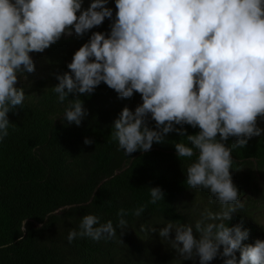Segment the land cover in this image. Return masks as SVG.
<instances>
[{
    "label": "clouds",
    "instance_id": "clouds-1",
    "mask_svg": "<svg viewBox=\"0 0 264 264\" xmlns=\"http://www.w3.org/2000/svg\"><path fill=\"white\" fill-rule=\"evenodd\" d=\"M83 2L0 0V142L9 134V113L25 100L18 76L35 71L30 54L43 53L62 36H83L107 18L110 32H93L74 53L69 71L55 76L57 101L92 94L101 83L121 99L140 94L142 103L134 111L125 107L113 124L111 135L126 155L150 151L169 133L185 136V125L198 128L187 143L174 144L175 152L178 158L196 155L186 183L208 190L221 210H205L195 223L168 222L159 236L183 261L211 264L219 255L224 264H264V240L244 245L248 230L227 224L242 207L230 174L232 151L264 134L258 126V119L264 122V0H115V19L109 0H92L86 10ZM87 116L79 99L64 112V120L76 126ZM230 137L235 143L226 146ZM149 195L156 204L164 194L155 187ZM143 212L141 206L133 215ZM117 215L116 227L83 216L68 242L112 239L117 228H127V212L122 208Z\"/></svg>",
    "mask_w": 264,
    "mask_h": 264
},
{
    "label": "trees",
    "instance_id": "trees-1",
    "mask_svg": "<svg viewBox=\"0 0 264 264\" xmlns=\"http://www.w3.org/2000/svg\"><path fill=\"white\" fill-rule=\"evenodd\" d=\"M88 2L92 0H84L82 8ZM106 7L112 8L115 19V0ZM111 22L106 18L83 36H62L43 52L46 74L37 85L17 86L25 91V100L9 113V134L0 142V245H9L0 248V264H198L180 258L161 261L155 252L161 248L159 231L166 223L200 219L202 212L192 213L186 199L196 198L212 212L221 210L208 190L191 189L186 183V169L196 155L178 158L175 152V143H187L186 136L200 130L185 125V136L169 133L150 151L126 155L111 135L113 124L125 107L134 111L142 103L140 94L121 99L101 83L92 94L69 95L59 103L51 90L58 84L55 76L69 71L74 53L93 32L109 33ZM76 99L88 111L80 126L64 120L65 109ZM154 125L149 118L148 126ZM258 126L264 129V122L258 119ZM85 138L93 143L85 145ZM233 143L234 137L225 142ZM232 159L230 174L242 207L227 224L242 225L249 232L242 243L254 245L264 240L252 202L258 191L255 174L264 178V134L234 148ZM155 187L162 190L163 200L151 204L149 190ZM141 206L144 212L133 215ZM122 208L127 228H117L112 239L77 237L68 242L69 231L79 230L83 216L96 215L101 223L111 220L116 227ZM236 256L239 259V252ZM224 259L218 255L211 264H224Z\"/></svg>",
    "mask_w": 264,
    "mask_h": 264
},
{
    "label": "rangeland",
    "instance_id": "rangeland-1",
    "mask_svg": "<svg viewBox=\"0 0 264 264\" xmlns=\"http://www.w3.org/2000/svg\"><path fill=\"white\" fill-rule=\"evenodd\" d=\"M91 2H88L85 8H82L83 10H86L90 6ZM79 15V13H78ZM33 58L34 64H35V71L33 73H25L23 76H18V84L17 86H24L27 85L29 87L36 86L39 82V79L46 74V62L44 58V53H31L30 54ZM254 182L256 183V188L258 191L256 192V195L252 196V202L254 203L255 212L254 218L256 220V223L258 226L261 227V231L264 233V196L261 195V190L264 186V178L260 177L259 174H255ZM196 197V196H195ZM190 208L192 213L196 212H203L205 210L213 211L212 208L206 206L205 204L201 203L200 200H197L196 198L186 199L185 200ZM172 237L174 238V233L172 234ZM159 246L161 244V248L159 251L155 252V257L158 256L159 260L164 261L166 259H178L180 258L175 250L171 247V243L169 240H165L164 238L159 236ZM181 259V258H180ZM198 260V258H197ZM196 260V261H197ZM195 261V262H196ZM192 263H195L194 261H189Z\"/></svg>",
    "mask_w": 264,
    "mask_h": 264
}]
</instances>
